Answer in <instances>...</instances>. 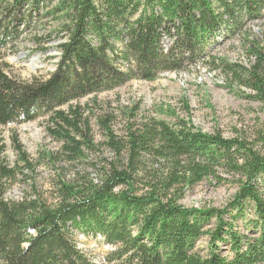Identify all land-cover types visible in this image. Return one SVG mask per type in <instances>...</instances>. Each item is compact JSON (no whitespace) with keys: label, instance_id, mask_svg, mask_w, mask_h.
<instances>
[{"label":"trees","instance_id":"16d2710c","mask_svg":"<svg viewBox=\"0 0 264 264\" xmlns=\"http://www.w3.org/2000/svg\"><path fill=\"white\" fill-rule=\"evenodd\" d=\"M49 16L62 24L63 40L49 77L14 78L0 63V126L48 116L47 131L60 142L33 160L14 134L11 166L0 130V264H96L73 229L113 246L102 264H264V126L252 143L181 118L140 119L134 106L118 130L113 110L97 115L81 103L132 80L204 64L219 36L232 38L264 18V0H0V49L21 26ZM244 45L248 66L224 58L206 64L264 104V30ZM42 162L58 176L52 198L32 184L35 195L8 199ZM209 179L238 186L226 207L181 203L186 187ZM249 211L253 236L234 226ZM205 236L204 255L198 243Z\"/></svg>","mask_w":264,"mask_h":264},{"label":"rangeland","instance_id":"374dc122","mask_svg":"<svg viewBox=\"0 0 264 264\" xmlns=\"http://www.w3.org/2000/svg\"><path fill=\"white\" fill-rule=\"evenodd\" d=\"M62 24L52 16L42 17L32 22L29 29L19 28V34L0 49V63L12 77L29 80L34 76L49 77L57 68L60 60L59 45L63 41ZM243 31L229 39L222 36L213 46L211 56L205 63L191 66L180 72H166L155 80H132L121 87L99 95L81 99L82 104L90 103L94 114L113 110L117 116L114 128L121 130L128 117L129 109L138 106V117L144 119L155 117L175 123L177 118L191 121L204 132H220L225 137H245L255 143L259 131L264 126V104L253 97L255 92L222 69L206 64L220 58L244 66L249 65L247 39L259 35L264 30V18L248 22ZM94 100L98 104L93 103ZM49 117H41L20 125L0 126L1 138L6 145L3 157L11 165L17 162V152L13 144V135L17 134L26 151L33 160L40 157L44 149L56 151L60 142L51 137L47 131ZM94 131L98 142L104 140L102 129L94 120ZM261 144L256 149L262 150ZM72 168V167H68ZM81 168V165L80 167ZM34 178L22 177L8 190V199H19L25 195H35L33 186L46 198H52L55 190L54 180L58 178L54 168L44 162L38 167ZM181 203L188 207L224 208L234 198L238 186L227 182L217 184L214 179L204 180L193 187H186ZM253 218L247 212L243 218L234 221L235 229L247 236L253 233L247 227ZM78 246L89 253L96 264L113 249L101 236H86L73 229ZM209 237H203L198 245L202 254H207ZM224 255L231 256L228 247L220 245Z\"/></svg>","mask_w":264,"mask_h":264}]
</instances>
